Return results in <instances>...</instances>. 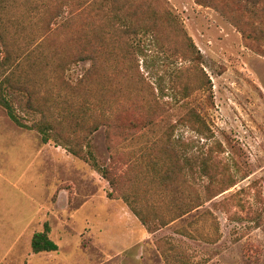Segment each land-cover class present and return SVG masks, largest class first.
<instances>
[{
	"label": "rangeland",
	"instance_id": "obj_1",
	"mask_svg": "<svg viewBox=\"0 0 264 264\" xmlns=\"http://www.w3.org/2000/svg\"><path fill=\"white\" fill-rule=\"evenodd\" d=\"M14 1L9 16L30 27L23 35L39 39L46 9L57 1L41 0L39 15V0ZM167 2L201 49L214 93L212 100L202 99L211 139L182 125L176 136L191 143L189 154L198 156L197 145L211 154L219 177L234 185L151 233L124 200L109 196L112 187L98 170L63 146L42 143L0 106V264H169L166 254L173 264H264V5L236 0L225 13L196 0ZM88 66L74 65L72 80ZM141 69L148 82L158 87L162 78L161 86L169 85L159 61ZM179 114L178 108L171 111L173 122ZM159 136V130L149 132L131 147ZM91 144L99 163L108 165L104 128ZM188 177L203 194L208 179ZM162 191L152 189L149 199L170 216ZM45 223L59 249L34 253L33 235Z\"/></svg>",
	"mask_w": 264,
	"mask_h": 264
},
{
	"label": "trees",
	"instance_id": "obj_2",
	"mask_svg": "<svg viewBox=\"0 0 264 264\" xmlns=\"http://www.w3.org/2000/svg\"><path fill=\"white\" fill-rule=\"evenodd\" d=\"M39 1L37 15L44 6ZM56 1L34 39L23 35L30 27L9 16L16 1L0 0V106L8 117L36 131L42 143L63 146L98 170L112 187L109 196L124 200L151 233L232 187L219 177L211 154L205 156L198 145V156L189 154L191 143L176 136L182 125L211 139L202 99L210 101L214 93L201 49L167 0ZM196 1L225 13L236 2ZM141 60L147 68L159 61L169 85L161 86L162 78L158 87L148 82ZM83 62L89 63L85 73L72 80V67ZM174 108L180 111L175 122ZM102 128L111 153L108 165L99 163L91 144ZM155 130L157 139L131 147ZM189 174L208 179L203 194ZM155 188L165 193L170 216L150 202ZM50 233L49 223L34 233V253L59 249Z\"/></svg>",
	"mask_w": 264,
	"mask_h": 264
}]
</instances>
